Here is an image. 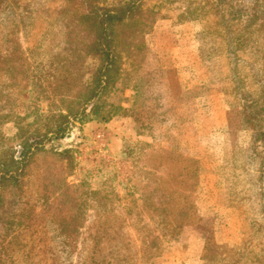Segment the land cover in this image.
<instances>
[{
	"label": "rangeland",
	"instance_id": "1",
	"mask_svg": "<svg viewBox=\"0 0 264 264\" xmlns=\"http://www.w3.org/2000/svg\"><path fill=\"white\" fill-rule=\"evenodd\" d=\"M208 93L252 138L219 148L217 195ZM80 111L21 163L20 136ZM247 156L264 159V0H0V264H264Z\"/></svg>",
	"mask_w": 264,
	"mask_h": 264
},
{
	"label": "crops",
	"instance_id": "2",
	"mask_svg": "<svg viewBox=\"0 0 264 264\" xmlns=\"http://www.w3.org/2000/svg\"><path fill=\"white\" fill-rule=\"evenodd\" d=\"M205 95H201L196 100L200 103L208 101V108H206L208 109V180L212 183L209 186V190H212V194L217 195L220 193V189L217 188L219 173L217 168L222 166L219 160L222 152H218L219 148L224 151L228 146L234 145L245 150L251 144L252 138L249 135L250 138L248 140L246 139L247 131L242 125L239 114L225 109L224 95L217 93H208ZM228 136L231 140H228ZM212 152L214 154H211ZM244 166L250 175L264 178L263 158L258 160L255 156L253 158L248 157L244 160ZM261 186L264 189V182Z\"/></svg>",
	"mask_w": 264,
	"mask_h": 264
},
{
	"label": "trees",
	"instance_id": "3",
	"mask_svg": "<svg viewBox=\"0 0 264 264\" xmlns=\"http://www.w3.org/2000/svg\"><path fill=\"white\" fill-rule=\"evenodd\" d=\"M104 39H106V36L104 37ZM92 100H94V96H90V97L87 96L83 100H79V104L82 103L84 107L87 103L91 102ZM82 115H83L82 111H80L79 113L69 112L64 122L61 121L55 124L54 126H51V130L47 131V133L42 135L41 137H36L30 140L27 139L26 136H20L19 139L21 140L22 143L21 151L19 153L21 158V163L25 164L36 152L39 151V149H41L40 147V145L42 144L41 141H44L46 140V138L51 136H54L55 138L61 137L65 133L68 123H70L69 120L81 121Z\"/></svg>",
	"mask_w": 264,
	"mask_h": 264
}]
</instances>
